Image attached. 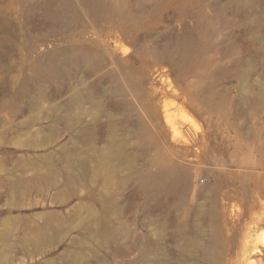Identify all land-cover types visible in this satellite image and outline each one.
Here are the masks:
<instances>
[{"label": "rangeland", "instance_id": "obj_1", "mask_svg": "<svg viewBox=\"0 0 264 264\" xmlns=\"http://www.w3.org/2000/svg\"><path fill=\"white\" fill-rule=\"evenodd\" d=\"M0 264H264V0H0Z\"/></svg>", "mask_w": 264, "mask_h": 264}]
</instances>
